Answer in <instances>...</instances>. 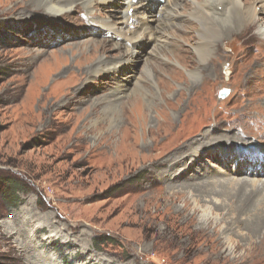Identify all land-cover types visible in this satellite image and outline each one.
<instances>
[{
  "label": "rangeland",
  "instance_id": "rangeland-1",
  "mask_svg": "<svg viewBox=\"0 0 264 264\" xmlns=\"http://www.w3.org/2000/svg\"><path fill=\"white\" fill-rule=\"evenodd\" d=\"M117 1L90 10L78 6L50 22L38 19L29 0H0V173L27 188L15 208L0 199V264H264L259 167L208 156L193 165L198 155L190 150L206 131L247 138L264 131V123L258 129V118L264 119V35L256 39L252 29L249 45L226 39L221 48L212 46L203 66L193 49L196 31L189 39L193 30L172 27L167 52L147 44L131 70L87 74L79 54L91 52L93 42L112 61L125 52L100 28L77 38L39 32L43 21L61 24L58 30L82 28L80 22L87 27V15L96 13L119 27L111 6ZM131 73L133 80L117 90ZM66 90L71 99L63 96ZM132 92L140 102L125 108ZM122 93L111 105L115 110H106L104 99ZM143 109L150 127L145 133ZM134 119L136 133L128 129ZM112 129L118 135L107 138ZM126 134L133 136L127 146ZM181 154L188 158L173 166L168 159ZM212 178L224 181L202 182L217 181ZM95 237L109 239L96 245Z\"/></svg>",
  "mask_w": 264,
  "mask_h": 264
},
{
  "label": "bare ground",
  "instance_id": "bare-ground-1",
  "mask_svg": "<svg viewBox=\"0 0 264 264\" xmlns=\"http://www.w3.org/2000/svg\"><path fill=\"white\" fill-rule=\"evenodd\" d=\"M111 2H113V0H29L28 4L32 5V9H34V11L32 12L35 11L39 12L38 14H36V16H41L38 19H44L46 21H50V20L56 21L57 19H61V17L71 13L78 6L90 10V9H95L97 4L104 7ZM117 2H116L117 5H115V3L114 4L112 3L113 5L111 6H113V10L116 11L115 14L117 17V22L121 24L119 27H117L115 25L116 23H114L113 20H110L109 18L99 19L96 13V16L89 14L87 15L89 19V22L87 23L88 25L87 27L86 24L82 25V23L80 22L78 26L82 28L74 29L72 26L70 27L69 25H67L68 27L65 28V26L63 25L64 27L63 30H58L61 24H59V27L57 23H54V25L51 26L48 23H44L43 21L40 24L41 30H39V32H45V31L50 32L51 29H53L58 32L64 31L68 34H72L71 37L77 38V37H83V35L87 34V31H89L90 34H92L94 30L91 28L93 27L100 28L106 34V36H109V38L112 39L114 47L117 48L119 47L120 49H123V51L125 52L117 60L112 61L106 56L101 57V54H103L102 50H104L103 45H101V43L99 42H93L91 45L92 47L91 52L86 53L85 50L81 49L79 54L82 57V63L87 65L86 68L87 74L99 73L103 71L114 70L117 68H122V69L127 68L131 70L133 60L136 58L137 55L142 54L144 52V47H146L147 44L148 45L151 44L152 47L155 45L153 47L154 52L158 54L162 52H167V48L169 47L170 44H172L170 40V38L172 37L170 36V33L172 32L170 31V29L172 27H175L177 30H181L183 27H185L186 29L188 28L189 31L193 30L192 33L188 36L189 39H193L194 37H196L194 33L196 31L197 35L199 36V41L196 43V45H194L193 49L195 54L199 58L200 63H203V66L206 65L205 62L208 61L207 57L209 55V51L212 46H219L220 42L226 39H228L226 40L227 44L230 45L237 42L245 45L248 44L249 40H251V36L255 37L256 39H261V36L264 35V22H262V16L264 15V0H118ZM181 7H185L186 10L181 12L180 11L182 10ZM148 17L151 18L150 19L151 21L156 23V27H153L148 22ZM185 20H193L196 21L197 24L192 22L191 25L186 26ZM252 29H255L257 31L258 34L257 36H253L256 34L253 35L251 34V36L249 35L250 37L247 35V33L250 32V30ZM70 31L71 33H69ZM175 44H173L174 47L176 46ZM180 45L182 44L180 43ZM262 45L263 43H261V45L258 47L261 48ZM219 47L221 48L222 46ZM177 48L179 49V47ZM170 52L173 55V57H175V53H174L175 51L173 50ZM98 54H100V59L98 60V62H96V64H93ZM58 62H56V64H58ZM61 65H64V63H62ZM261 67L262 66H260L259 68ZM133 76L134 74L131 73L129 75H126L122 80H119L117 85V90L119 89L122 90L125 83L127 82V79L131 81L133 80L131 79ZM259 77L260 76H258L257 78ZM68 95L69 92L68 90H66L63 96L66 99H71L70 97H68ZM123 95H124L123 93L121 95L111 94L109 98H105L104 101L106 102V110L109 111L112 109L115 110L114 108L115 106L112 107L111 105L118 104L119 100ZM132 95L137 96V98H134V100L132 101H128L129 100L128 98ZM126 98H127L126 101L122 103L124 104L125 108H127L130 105L129 109H132L131 107H133V103L136 100H139L140 102V99H138V95L133 92L130 94L128 93ZM139 109L141 110L142 108L139 107ZM110 118L111 116L106 119L110 120ZM139 119H140V124L142 125L141 127L143 128L142 130H144L143 133L149 131L150 127L147 128L145 124L146 120L149 119L148 114H146L145 112V109H143V114H140ZM258 119H259L258 129L262 130L261 128L263 127L264 119L263 120L262 118H258ZM137 127L138 125L136 120L135 119L134 121L130 120V125L128 129L130 130L132 129L131 131L136 133ZM240 128L241 126H239V129H237L239 133H240ZM117 135H118L117 130L112 129L110 130L109 133H107L106 136L107 138L113 139ZM241 135L242 134L239 135L232 133L223 134L222 132L221 133L219 132L211 133L209 131L203 132L200 135L201 138L200 139L196 138L195 140L196 142L193 141V144H191L192 146H190V150L193 149V153L196 151L198 155L197 160L194 162L193 165L198 163V161L200 162L201 159L208 160V158H212V157H218L220 163H226L229 158H234L235 161L240 164L241 163L240 161L244 159L247 160L246 164L248 166L259 167V169L253 168L258 170L256 171V174L260 173V175L264 176V147L259 146L263 144L264 131H259V134L257 133V136L255 138H247ZM131 137L133 136H129L127 134L125 135L124 137L125 143H123L125 146H127ZM232 139H235L236 141H239L241 143L235 142L229 145H224L228 142H231ZM201 148H203V150H200ZM214 148H217L219 150L218 153L217 151L214 150ZM184 156H186V154L185 155L181 154L175 157L173 156L174 157L173 161L172 159L171 160L168 159V160L170 163L173 164V166L175 165V167L177 166L179 167V165L185 162L184 159L186 157L184 158ZM176 175L178 176V174ZM203 179L205 178H202L201 180ZM212 179L217 181L207 180L202 182L204 184H214L224 181L223 178H212ZM231 179L233 181V179L236 178H227L225 180L230 181ZM242 179H246V178L244 177ZM252 183L254 186H256L255 182Z\"/></svg>",
  "mask_w": 264,
  "mask_h": 264
},
{
  "label": "trees",
  "instance_id": "trees-1",
  "mask_svg": "<svg viewBox=\"0 0 264 264\" xmlns=\"http://www.w3.org/2000/svg\"><path fill=\"white\" fill-rule=\"evenodd\" d=\"M27 191L25 183L12 175H3L0 173V199L8 209H12L18 206L20 199L19 193H25ZM109 238L95 237L93 238V244L98 245L101 241H107ZM70 262L66 261V264Z\"/></svg>",
  "mask_w": 264,
  "mask_h": 264
},
{
  "label": "water",
  "instance_id": "water-1",
  "mask_svg": "<svg viewBox=\"0 0 264 264\" xmlns=\"http://www.w3.org/2000/svg\"><path fill=\"white\" fill-rule=\"evenodd\" d=\"M227 92L224 90L221 92L220 96L222 97L223 95H225Z\"/></svg>",
  "mask_w": 264,
  "mask_h": 264
}]
</instances>
